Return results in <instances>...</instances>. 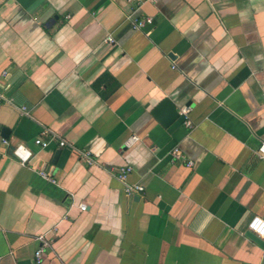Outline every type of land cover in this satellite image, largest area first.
Listing matches in <instances>:
<instances>
[{
    "label": "crops",
    "instance_id": "0c3cea01",
    "mask_svg": "<svg viewBox=\"0 0 264 264\" xmlns=\"http://www.w3.org/2000/svg\"><path fill=\"white\" fill-rule=\"evenodd\" d=\"M3 70L0 264H264V0H0Z\"/></svg>",
    "mask_w": 264,
    "mask_h": 264
},
{
    "label": "built area",
    "instance_id": "2783aa9c",
    "mask_svg": "<svg viewBox=\"0 0 264 264\" xmlns=\"http://www.w3.org/2000/svg\"><path fill=\"white\" fill-rule=\"evenodd\" d=\"M128 2H132L135 0H127ZM137 2H140L141 0H136ZM151 23V19L149 17L144 18V19H136L133 21V28L135 29H141L143 28L145 25H148ZM106 42H111L112 39L110 37H107L105 39ZM8 77V71L7 70H3L0 72V102L2 101H8L9 99L4 95V93L1 91L2 87L6 86V80ZM21 112H23L24 114H27V109L25 107H21ZM189 108L186 106H183L179 109V116L182 119V123L184 124V126L187 129H191L193 127L190 119H189ZM138 138L135 136L130 137L127 141H126V145H129L132 142L137 141ZM35 145L41 147V148H45L48 145V141H44L41 137H37L34 140ZM58 145L60 147L65 145V141L63 139H60L58 141ZM257 154L260 157H264V143H261L258 147V149L256 150ZM14 154L15 156L18 158L19 162L21 164H24L27 162V160L30 157V153L27 149H25V147H23L22 145H18L15 150H14ZM80 156L81 158L88 164L91 165L94 163L92 157H91V153L89 151H81L80 152ZM171 159H178L180 157V153L178 151V149H173L170 153ZM188 165H191V162H188ZM131 171V168L128 166H122L119 168L118 170V175L117 177L123 181V193L126 196L129 195H140L143 193L144 188L141 184H137V183H127L125 181V178L127 176V174ZM39 175L47 180H51L50 177L48 176V174L44 171H39ZM52 181V180H51ZM79 209L81 211L85 210V206L84 205H80ZM258 221V222H257ZM256 222V228L253 229L251 227V225ZM247 230L249 232H251L252 234H254L257 238L261 239L262 241H264V237H262L260 235L261 232H264V218L258 217V216H254L252 217L248 224H247ZM39 240H41V237H38ZM41 253H42V248H39L35 251L34 255H35V262L39 263L40 262V257H41Z\"/></svg>",
    "mask_w": 264,
    "mask_h": 264
},
{
    "label": "water",
    "instance_id": "95a60500",
    "mask_svg": "<svg viewBox=\"0 0 264 264\" xmlns=\"http://www.w3.org/2000/svg\"><path fill=\"white\" fill-rule=\"evenodd\" d=\"M151 115L163 126H166L173 122L178 116V112L175 106L171 103V101L167 98L162 99L156 107L152 110ZM3 137H6L5 130H3ZM57 157V152L53 157V163ZM246 236L250 238L252 241L256 242L260 247L264 248V241L257 238L254 234L247 231Z\"/></svg>",
    "mask_w": 264,
    "mask_h": 264
},
{
    "label": "clouds",
    "instance_id": "9594fccd",
    "mask_svg": "<svg viewBox=\"0 0 264 264\" xmlns=\"http://www.w3.org/2000/svg\"><path fill=\"white\" fill-rule=\"evenodd\" d=\"M257 222H258V221H257ZM251 227H252L253 229H255V228H256V222H254V223L251 225ZM260 235H261L262 237H264V232H261Z\"/></svg>",
    "mask_w": 264,
    "mask_h": 264
}]
</instances>
